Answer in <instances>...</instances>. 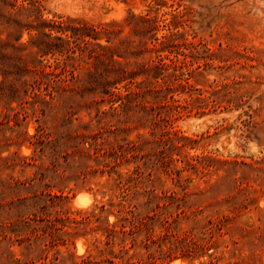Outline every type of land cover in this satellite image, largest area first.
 <instances>
[{"label": "rangeland", "instance_id": "374dc122", "mask_svg": "<svg viewBox=\"0 0 264 264\" xmlns=\"http://www.w3.org/2000/svg\"><path fill=\"white\" fill-rule=\"evenodd\" d=\"M131 12L148 14L156 20L151 33L170 37L163 56L186 60L174 106L156 107L142 126L120 134L143 136L136 163L152 175L157 214L136 241L129 236L125 247H113L117 257L100 256L94 241L104 239L102 230L73 221H83L96 201L107 198L100 192L107 175L79 186L71 182L61 203L70 211L72 235H62L48 252L58 255L52 264H264V0H0V156L33 151L38 117L17 125L7 117V97L19 108L27 66L61 57H30L42 32L63 44L55 38H68L61 21L82 17L109 23ZM129 32L127 27L123 34ZM14 87L20 89L17 97ZM91 99L88 95L85 101ZM110 106L106 102L100 108ZM159 113L164 119L155 124ZM80 116L90 119L85 109ZM79 199L88 203L79 205ZM13 248L20 256V245Z\"/></svg>", "mask_w": 264, "mask_h": 264}, {"label": "trees", "instance_id": "16d2710c", "mask_svg": "<svg viewBox=\"0 0 264 264\" xmlns=\"http://www.w3.org/2000/svg\"><path fill=\"white\" fill-rule=\"evenodd\" d=\"M155 21L148 14L132 12L123 20L99 24L68 18L60 22L68 38L55 37L63 44L42 32L41 44L29 51L35 59L50 53L61 57L53 63L39 60L27 66L30 75L19 108L11 105L15 99L7 97L9 119L20 126L19 122L37 116L39 125L31 135V154L14 151L0 156V264L57 263L58 255L50 257L48 252L62 235H72L67 223L72 221L70 211L61 203L69 197L66 188L71 182L79 186L107 175L100 191L107 198L96 201L83 221H73L97 233L102 230L104 239L94 241L100 256L117 257L113 254L116 244L125 247L129 236L136 241L144 227L150 228L158 194L151 173L136 163L143 136L130 139L120 134L142 126L156 107L171 109L175 89L184 86L186 60L161 54L170 37L151 33ZM127 27L130 32L124 35ZM153 52L155 57H145ZM13 89L17 97L20 89ZM88 95L92 99L85 101ZM106 102L110 108H100ZM84 109L89 120L80 116ZM161 116H153L155 124ZM131 163L137 165L122 170ZM67 240L63 239L64 244ZM16 244L21 247L20 256L13 248Z\"/></svg>", "mask_w": 264, "mask_h": 264}, {"label": "bare ground", "instance_id": "6f19581e", "mask_svg": "<svg viewBox=\"0 0 264 264\" xmlns=\"http://www.w3.org/2000/svg\"><path fill=\"white\" fill-rule=\"evenodd\" d=\"M87 203H88V202L85 201V200H82V199H79V200H78V204H79V205H82V206H83V205H86ZM173 264H174V263H173ZM179 264H182V263L179 262Z\"/></svg>", "mask_w": 264, "mask_h": 264}]
</instances>
